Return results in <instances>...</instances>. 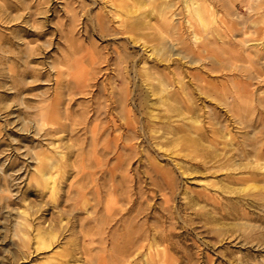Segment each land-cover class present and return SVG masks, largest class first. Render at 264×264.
I'll return each mask as SVG.
<instances>
[{"label":"rangeland","instance_id":"obj_1","mask_svg":"<svg viewBox=\"0 0 264 264\" xmlns=\"http://www.w3.org/2000/svg\"><path fill=\"white\" fill-rule=\"evenodd\" d=\"M3 1L4 0H0L2 3ZM15 1L21 2L24 5H33L36 1H42V6H40L41 11L35 18L38 21L37 23L41 24L39 27H42V29H39L43 31V35L38 37L32 35L31 32H27L23 35L25 41L31 42V45H38L40 43L38 49L39 54L35 55L36 60L30 62V65L35 64V67L41 71V76L38 80L31 81L30 84L26 86L23 95V101L25 103L23 102V104L20 105L21 99H18V97L12 93L13 90L10 89L9 79L5 77L4 74L0 75V264H139L140 262V264H144L139 258L133 261L130 260L126 263L122 262L126 253L123 250V243L121 241L112 242L111 235L113 230L111 223H109L110 225L107 224L108 226L106 225L108 228L105 226L104 230L98 233L96 232L94 222L91 221V219L89 220L88 212L91 211L92 208L95 211L97 210V215H102L100 212H105L104 207L107 203L111 205L116 203L118 205L129 206V200L124 193L125 190H129L128 193L131 194L129 198H137L135 200L138 205L136 206L135 204L136 209L143 208L145 210V213L142 212L139 215L140 222L147 217V224L153 227L158 222L154 219L157 217L160 219L159 222L162 225L157 224L155 227L157 229L163 227L165 233H170L169 240L165 242H160L158 240V245L159 247L167 245V252L172 260L171 264H264V228H262L264 227V222L259 218L262 217V220H264V209L255 208L253 212V215L256 213V215H254L256 216L255 220H251L247 214L241 216V213L252 211L245 201V198L249 197V193L251 192L249 188L251 186L249 184L247 186L246 183L242 184L241 182H237L233 184L234 187L236 186L237 192L232 194L223 192L225 195L224 197L229 196L234 199V201L235 199L242 198L243 201L241 202H244L238 203V201L235 210L227 208L229 212L227 216L224 217L221 214H217V218L210 215H207V217H200L191 209L185 208L184 204L187 200L184 196L187 194H190L187 196H191L194 194V191L202 188L204 183L200 180V178H203L202 173L196 171V169H190V175L182 178L180 173L175 170L173 173L175 190L172 193L169 187L159 183V181H161V175L152 173V171L143 164L146 161L143 160L142 165L136 170V164H138V162H136L137 158L134 157L128 165L127 170L132 176L137 172L135 178L139 180L137 182L134 178L125 180L122 183V187H119L118 192L116 191L115 194L110 192V184L112 181L114 183L117 182L118 179L117 176V179L114 181L112 177L108 175L109 170L116 165V161L112 157L114 148L111 147L114 143L112 138H110L112 136H108L107 140L110 141L109 143L101 137L97 138L96 149L92 146L90 129L94 125V121L92 118H89L93 111L90 105L92 103L91 94H95L98 87L99 89H103L104 87L109 88L108 77L112 76L114 73H118V71L122 74L126 71L129 79L127 84L123 83L119 75L118 80L115 81L118 87L125 86L126 84V87L129 86L128 89L132 90L138 85L136 91L139 92L140 90H144L145 81L140 77H137V79L139 78L137 85L133 83L134 78L132 77L136 76L133 72L131 57L128 58L127 62H122L120 66L116 60L117 58H115V50L118 48L121 55L127 51L132 54H137L140 58L145 54L140 46H133L130 43H127L126 49H124L121 45V41H124L122 37L112 35L111 33V35L100 34V32L97 31L98 28L95 26L93 20L95 13L103 6L102 0L101 4L99 2L97 5L96 3L91 4L90 0H14L13 3ZM88 2H90L91 5H88ZM212 2V6L216 8V10L218 9L219 16L223 18V20L225 19V21H228L230 19L234 22L236 28L234 32L235 37H230L229 35L224 36L219 33V37L222 36L221 40L218 43L216 42V44L214 43L215 45H212L217 53V58L215 57V59L212 60V63H214L213 65L218 69L217 71L216 69L210 70L206 62L205 64L197 63L196 65L190 64L191 66L188 65V67L184 66L183 70L192 69V71L201 72L202 75L205 74V79H208L210 82L212 81L211 83L215 84L217 88L219 87L217 94L220 93V96H218H222L221 99L227 96L225 100L227 103L229 102L235 105V94L237 91H241V99H247L248 104L246 105V108H248L245 112H241V114L246 117L243 123L237 119V116L228 112L226 105H217V103L213 101L212 106H215L218 114L220 113L219 120L221 124L225 125L227 128L229 127L230 137L232 138L234 147L245 150L250 148V144L258 143L260 149L264 150V145L261 144L264 143V109H262L264 108V104H262L264 101L260 99L261 96L264 95L260 92L264 90V82H262L264 81V77H262L264 76V48H261L256 53V49H254L253 46L246 49L244 48L245 45H243V42L240 43V41L248 39L246 43L251 45L254 41L264 39L261 38L262 31H264V0H212ZM178 7L185 10V6L182 2H178L174 8L176 9ZM31 8H33V6ZM26 10H21V13H24L21 14L23 15L22 17H24H21L22 19L12 20L5 24L0 22V32H2L3 35L9 34L11 36L13 35L11 34L12 31L23 34V29L29 30L30 25L25 22L28 18ZM72 17H74V20ZM251 20L256 22L255 26H248ZM213 28L219 32L222 29V27H217L215 24ZM228 38L231 40L234 38V41L242 39L234 43L235 46L232 47L227 44ZM222 39L225 40L226 43ZM36 42L38 44H36ZM21 46L24 47L23 45ZM237 52H241L240 55L236 54ZM233 54L237 55L236 61ZM247 54H249L250 57L246 56ZM257 54L258 58L255 57ZM68 55H70L69 57L72 59H77V67L69 69L65 65L64 57L67 58ZM230 55L232 56L231 58H233V56L234 58H229ZM242 55H244V57H242ZM94 57L95 61H92ZM58 59L60 60L58 61ZM229 59L231 63L236 62L235 64L237 67L228 65L230 64ZM55 61L58 62L56 63ZM59 62L62 63L58 64ZM52 64L54 67H52ZM161 65L162 66L159 68H163L164 64ZM0 66V68L4 69L6 64L0 62ZM32 66L34 67V65ZM124 67L125 69L123 70ZM19 68L22 69L24 67L22 65ZM67 68L69 71L72 70V73L69 72L70 74H67ZM58 71H60V74H58ZM164 71H167V69ZM91 72L94 78L91 77V79L85 80L84 83H82L83 88L80 89L79 92L77 91L73 98L67 95L64 99V106L66 105L71 109V119H77L76 123L72 124L71 119L65 120V128L62 131L48 135L45 134L46 129L47 131L52 130V128H57L59 125L58 123L52 124L48 122L43 124L40 129L31 117L36 111L34 107L45 106L51 101L54 90L60 87L57 81H60V84L64 85L66 82L64 80L69 79L71 74L84 73L90 76ZM188 79L189 77L186 75L185 80ZM260 79H262V81ZM219 89H223L224 94L223 91ZM225 91L228 95H226ZM40 95L42 97L46 95V99L41 100L42 97ZM197 101L199 105H203L202 102L204 101H201V99H197ZM24 105L28 107L25 108ZM86 113L89 114L86 115ZM82 115H84L83 118L87 116L88 119L85 118L83 121L79 119ZM24 116L30 118L25 120L23 119ZM104 119L105 118L102 117V120L96 121L100 129L104 126ZM237 121L239 123H237ZM241 124L243 126L242 128ZM140 138L142 139L143 136H140ZM136 140L140 141V139H134L133 142H137ZM244 140L245 142L247 141V146ZM50 141L51 143L58 142V145H62L69 165L72 164L64 169L55 170L54 175L55 179L58 181L59 187L57 189L58 193H55L56 195L54 193L52 195V193L42 185L40 180L41 175L38 174L41 173L40 168H42V163L38 162L39 160L36 159L34 154L46 150ZM103 141L107 143L103 144ZM181 145V143L177 144V142L169 143L166 146L167 150L164 151L159 150L155 146V150H152L150 144L148 145L145 139H142L139 143L140 148L143 146L147 148L150 157H158L165 168L169 169H174L171 164L174 159L189 160V157L176 153ZM107 151V155L109 154L108 156L106 155ZM142 152V159H144V157H146V154H144L146 151ZM190 155L194 156L195 151H190ZM236 158L238 159L239 157L237 156ZM39 166L40 168H38ZM224 171H220L216 178H222L225 173ZM116 173L118 175L121 171L118 170ZM150 175L154 176V178L157 176L155 180L161 185L159 186L156 184L158 187L155 186L153 189L149 179ZM38 180H40V182ZM222 182V185L227 183L225 180H222ZM139 186H141V188L143 187L142 190H146V193L137 197ZM230 186H232V184ZM185 187H188L190 190L186 191ZM148 189L153 190V192L150 193ZM120 192H122L124 197L118 195ZM165 197L169 199L167 205L172 207V212L162 210L164 206H167L164 202ZM85 203L87 204L85 205ZM201 203L198 201L199 205ZM199 205H197V207H199ZM72 206H76V208H78L77 206H79V208L81 206V209L78 208V210ZM210 207L211 205L207 204L204 210H210ZM59 208L63 209L62 214L58 212ZM135 212L136 211H134V213ZM22 217H27L26 219L31 223V227L28 231L29 241L26 242V244L23 242V239L27 240V238H24V232L21 230L22 225L19 224L23 222ZM81 220L85 223L84 227L80 226ZM251 224L256 226L257 233L251 231ZM38 227L45 229L46 232L57 233L56 240L51 242L50 246L37 243L35 229ZM80 228H82L81 231ZM124 230L125 229H118V231L115 230V232L117 234H122ZM112 246L117 248H114V250Z\"/></svg>","mask_w":264,"mask_h":264},{"label":"bare ground","instance_id":"obj_2","mask_svg":"<svg viewBox=\"0 0 264 264\" xmlns=\"http://www.w3.org/2000/svg\"><path fill=\"white\" fill-rule=\"evenodd\" d=\"M13 1L14 0H4L3 3L0 2L2 3L0 4V22L5 24L12 20H18L23 16L21 14H24L21 13V10L27 9L26 11L28 18L25 20V22L30 25V28L29 30L23 29V34L16 33L11 30V34H13L11 36L9 34L3 35L2 32H0V62L6 64L4 69L0 68V75L4 74L5 77L9 79L10 89L13 90L12 93L16 97H18V99H21V102L17 100L21 105L24 102L23 95L26 86L30 84L31 81L38 80L41 76V71H39L35 67V64L30 65V62L36 60L35 55L39 54L38 49L40 43L38 44L36 42V44L38 45H31V42L25 41L23 35H25L27 32H31L32 35H36L38 37L43 35V31H40L42 27H39L41 26V24H38V21L35 18L36 15L41 11L40 6H42V1H36V3H34L33 5H24L21 2L17 1L13 3ZM90 2L91 4L96 3V5L99 4V2L101 4V0H90ZM90 2H88L89 4H87L91 5ZM102 2L103 6H101L99 11L95 13V17L93 20L95 22V26L98 28L97 31H99L100 34L111 33L112 35L122 37L124 38V41H121V45L124 49H126L127 43H130L133 46H140L145 54H141V58L138 57L137 54H132L127 51L124 53L121 52L123 53L121 55L118 48H116V50L114 49L116 52L115 58H117L116 60L120 64V66L122 62H127L128 58L131 57L133 72L136 76L132 77L134 78L133 83L137 85V81L139 79H137V77H140L143 81H145L144 90H140L139 92L136 91V87L138 85L135 87V89H128L129 86L126 87V84L127 82H129V79L126 71L123 74L118 71V73H114L112 76L109 75V88L104 87L103 89H99L98 87L95 91V94H91L92 103L90 105L92 106L93 111L90 114L89 118H92V120L94 121V125L90 129L92 146L94 149H96L97 138L102 137L106 141L108 139V136H112L110 138H112V141L114 143L113 146H111L114 148V151H111H113L112 157L115 159L116 165L109 170L108 175L112 177L114 181L117 179V176L118 179L117 182L114 183L112 181V183L110 184V192L114 194L116 191L118 192L119 187H122V183L125 180H130L133 178L134 180H136L135 176L137 175V172L134 176H132L128 173L127 170L128 165L133 160L132 158L136 157V162H138V164H136V170L142 165L143 160L146 161L143 164H145L146 167H148V169L152 171V173L160 174L161 181H159V183L169 187L172 193L175 190V180L173 175L175 170L180 173L182 178H184V176L190 175V169H196V171L202 173L203 178H200V180L204 182L202 188L194 191V194L191 196H187L190 194L184 196L187 200L184 204L185 208L191 209L200 217H207V215H210L217 218V214H221L224 217L227 216L229 214L227 208H232L235 210V208H237V202L239 201L238 203H240L241 201H243V199L239 198L235 199L234 201V199L229 196L224 197V193L232 194L237 192L235 188L236 186H233V184L237 182H241L242 184L246 183L247 186L249 184L251 186L249 187L251 189V192L249 193V197L245 198V201L252 211L241 213V216H243V214H247L251 220H255L256 216L254 215H256V213L253 215L255 208L264 209V150L260 149L258 143L250 144V148L245 150L239 147H234L232 138L230 137L231 135L229 127L227 128L225 125L221 124L219 120L220 113L218 114L215 106H212L213 101H215L217 105H226L228 108V112H230L234 116H237V119H239L243 123L246 117L243 116L241 112H245V110L248 108H246V105H248L247 99H241V91H237V93L235 92L236 97H234L235 105L230 104L229 102L227 103L225 101L227 96L226 98L223 97L224 99H221L222 96L219 97L220 93L217 94L219 87L217 88L215 84L211 83L212 81L210 82L208 81V79H205V74L202 75L201 72L198 73L192 71V69L183 70L184 66L188 67V65L190 64L196 65L197 63L205 64V62L209 65L210 68H208L210 70L216 69L217 67L213 65L214 63H212V60L215 59V57L217 58V53L215 52V49L212 45L214 43L216 44V42L218 43L221 40L222 36L219 37V33L224 36L229 35L230 37H235L234 32L236 31V28L234 26V22L230 19L228 21H225V19L223 20V18L219 16L220 14L217 11L218 9L216 10V8L212 6V0H102ZM178 2H182L184 4L185 10H182V8L179 7L176 8L177 10L174 8ZM32 6L33 8H31ZM72 18L74 20V17ZM214 24L217 25V27H222L220 32L213 28ZM255 25L256 22L251 20L248 26ZM261 38H264V31H262ZM233 39L231 40L230 38H228L227 40V44L232 47L235 46L234 43L240 41L242 38L238 41H234ZM247 40L248 39L240 41V43L243 42V45H245L244 48L246 49L253 46L254 49H256L255 52L257 53L261 48H264V39L260 41H254L251 45L246 43ZM223 41L226 43L225 40ZM21 45H23L24 47H22ZM240 53L237 52L236 54L240 55ZM236 54H233L235 56V61L237 56ZM69 56L70 55H68L67 58L64 57L65 65L69 69H71L72 67H77V59H72ZM246 56H249V54H247ZM257 56L258 54L255 57ZM231 57L232 56L230 55L229 58ZM242 57H244V55H242ZM59 60L60 59H58V61ZM249 60L251 61L250 58ZM92 61H95V57L92 59ZM229 61L230 64L228 65H230L231 67L236 66V62L231 63L230 59ZM60 63L62 62H59L58 64ZM53 64L52 67H54ZM161 64H164L163 68H159L160 66H162ZM22 65L24 68H19ZM32 65H34V67ZM68 68L67 74H70L69 72L72 73V70L69 71ZM124 69L125 67L123 68V70ZM166 69L167 71H164ZM217 70L218 69H216V71ZM58 74H60V71H58ZM92 75V72L90 76H87L84 73L71 74L69 79L64 80L66 81L64 85H61L60 81H57V84L60 87L54 90L51 101L45 106L34 107L36 111L33 114L31 113V117L36 125L40 127V129L43 124L48 122L52 124L58 123L59 125V127L54 129L52 128V130L48 131L45 128V134L48 135L51 133H56L62 131L65 128L64 121L71 119V109H69L66 105L64 106L65 96L67 97V95H69L71 98H73L74 95H76L77 91L79 92L80 89L83 88L82 83H84L85 80L91 79ZM119 75L121 76L120 80L123 83H126L125 86L118 87L116 85L115 81L118 80ZM186 75L189 77L188 80H185ZM260 80L262 81V79ZM252 87L254 88L253 85ZM220 91H223V89H221ZM260 92L264 94V90H261ZM226 95L228 94L226 93ZM43 99H46V95H44L41 100ZM197 99H201V101H204L202 102L203 105H199ZM260 99L261 101H264V95H262ZM24 106L25 108L28 107L26 105ZM88 114L86 113V115ZM83 117L84 115L80 116L79 119L83 121L85 118H87V116L85 118ZM102 117L105 118L103 121L104 126H102L100 129L98 127V122L96 121L102 120ZM27 118L25 116L23 117V119L25 120H27ZM71 120L72 124H75L77 121V119L74 118H72ZM238 121L237 123L240 122ZM242 127L243 126L241 124V128ZM140 136H143L142 139H145L148 142V145L150 144L152 150H155L156 147L159 150L165 151L167 150L166 146L169 143H181L182 145L176 153L181 154L185 157H189V160L174 159V161L171 160V164L174 169L165 168L158 157H150L147 148H145L144 146L141 148L139 147V143L142 141ZM134 139H140V141L136 140L138 143L133 142ZM107 141L108 143L110 142L109 140ZM57 143H51L50 141L46 150L40 153H34L36 159L39 160L38 162L42 163H40L42 165V168H40V166L38 167L41 169V171L38 169L41 173L37 172L41 175L39 176L42 185L47 188L52 193V195L53 193L55 194L57 192V189L59 188L58 181L55 179L54 175L55 170L61 168L64 169L69 165L64 148H62V145H58ZM105 143L107 142H104L103 144ZM261 144L264 145V143ZM142 151H146L144 153L146 154V157L143 156L144 159H142ZM190 151H195V155H190ZM107 153L108 151L106 152V155ZM237 156L239 157L238 159L236 158ZM118 170L121 171V173L117 175L116 171ZM220 171L225 172L223 174V177L216 178L218 177L217 174ZM156 177L157 176H155V178ZM155 178L152 175L149 176L150 183L152 184L153 189L155 186L159 185V183L156 182ZM40 180L38 181L40 182ZM138 180L139 179H137L136 182ZM222 180L227 181V183H224L222 185ZM150 183L149 185L151 186ZM229 184H232V186H230ZM139 187L140 188L137 191L138 195H136L137 197H140L144 195V193H146V190H142L143 187ZM185 189L186 191L190 190L188 187H185ZM79 190L81 191L80 187ZM148 190L150 193L153 192V190ZM125 191L124 193L129 200V206L118 205L115 202V204L113 205L107 203V205L104 207L105 212L99 211L103 216L97 215V210L95 211L93 208L88 212L89 220L91 219V221L94 222L96 232L101 233L104 230L105 226L111 223L113 230L111 235L112 242L114 243V241H121L123 243V250L126 253L122 262L126 263L130 260L133 261L139 258L143 261L144 264H171L172 260L168 255L167 245H163L162 247H159L158 245L159 241H168L170 233H165L162 226L161 229H157L155 227L157 224L162 225L159 222L160 219H158L157 217H155L154 219L159 223H155L156 225H154L153 227H150L147 224V217L140 222L139 215L145 210L143 208L136 209L135 200L137 198H129L131 196V194L128 193L129 190ZM118 195L124 197L122 192H120ZM168 201L169 199L165 197L164 202L166 203V205L168 204ZM198 201H200V203L202 201V203L199 205ZM86 204L87 203H85V205ZM207 204L211 205L210 210H204ZM197 205H199V207H197ZM136 206L138 205L136 204ZM72 207L76 208V206ZM77 207L79 208V206ZM79 209H81V206ZM171 209L172 207L170 205L164 206L162 208V210L166 212H172ZM134 211L136 212L134 213ZM58 212L62 214L63 209L59 208ZM26 218L22 217L23 222L19 223L22 225L21 230L22 232H24V238H27V240L23 239V242H25V244L29 241L28 231L31 227L30 221H28V219ZM259 218L262 222H264V220H262V217ZM84 224L85 223H83V220H81L80 226L84 227ZM251 227L252 229H250L252 232H258L254 224H251ZM81 229L82 228H80V231ZM118 229H125L124 233L117 234L115 230L118 231ZM35 231L37 243L43 244L45 246H50L51 242L55 241L57 238L56 232H46L45 229L40 227L36 228ZM112 248L114 249L117 247L112 246Z\"/></svg>","mask_w":264,"mask_h":264}]
</instances>
